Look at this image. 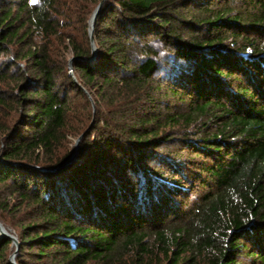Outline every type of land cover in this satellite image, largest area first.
I'll list each match as a JSON object with an SVG mask.
<instances>
[{"label": "trees", "instance_id": "obj_1", "mask_svg": "<svg viewBox=\"0 0 264 264\" xmlns=\"http://www.w3.org/2000/svg\"><path fill=\"white\" fill-rule=\"evenodd\" d=\"M101 1L0 0V221L16 263L264 264V0H107L89 62ZM149 37L175 53L151 58ZM86 91L91 124L75 120ZM85 132L73 163L40 170Z\"/></svg>", "mask_w": 264, "mask_h": 264}, {"label": "water", "instance_id": "obj_2", "mask_svg": "<svg viewBox=\"0 0 264 264\" xmlns=\"http://www.w3.org/2000/svg\"><path fill=\"white\" fill-rule=\"evenodd\" d=\"M106 1L107 0H102L96 6V8L94 9V11H93V13H92V15L90 17V20H89V38H90L91 45H92V57L90 59H86L89 62H92L95 59V57H96L97 49H96V46H95V43H94V37H93L94 25H95V22H96V18L99 15V13L101 12V10L103 8V5H104V3ZM72 61H73V58H71L69 60V63H68V70H69L70 73H72V71H73ZM86 132L83 133V134H81L79 137H77L75 139V141H74V151L71 154L69 160L63 166H61L59 168H55V169H44V168H42L40 170L41 171H44V172H54V171H57L58 169H60L62 167H65V166L73 163L77 159L78 152H79V147H80V143H81V140L83 139L84 135L86 134ZM2 238H8V239L12 240L13 246L16 247V251L14 252V254H12L10 256L9 261H10L11 264H17L16 263V257H17L18 249L20 247V243L18 242L17 238L14 235L10 234L5 229V227L3 226V224L0 222V239H2Z\"/></svg>", "mask_w": 264, "mask_h": 264}, {"label": "rangeland", "instance_id": "obj_3", "mask_svg": "<svg viewBox=\"0 0 264 264\" xmlns=\"http://www.w3.org/2000/svg\"><path fill=\"white\" fill-rule=\"evenodd\" d=\"M71 57L68 59L70 60ZM70 73V72H69ZM72 76H74V72L72 71V73H70ZM86 94V98L87 99H83V98H79L77 99L76 101V106L77 108H79L77 114L75 115V120L79 123H81L80 121L82 122H88L89 121V118H90V113L91 111L93 110V113L95 111V105H94V100L93 98L90 96V94L86 91L85 92ZM87 101V102H86ZM92 105V106H91ZM89 117V118H88ZM77 122H73L72 126H77ZM92 122V121H91ZM87 124H91L90 121L87 123ZM89 127V125L87 126ZM78 136H72L71 134L68 136V145H70L71 147L74 146V141L75 139L77 138ZM1 222V221H0ZM3 224V226L5 227V229L12 235H14L16 238V234L15 232L13 231V229H11L10 227H8L7 225H5L3 222H1ZM18 240V239H17ZM19 242V241H18ZM12 247H14V250L11 252L10 256L12 254H14V252L16 251V247L13 246L12 244ZM20 248V247H19ZM19 251V249H18ZM18 255V253H17ZM10 258V257H9ZM17 258V257H16Z\"/></svg>", "mask_w": 264, "mask_h": 264}, {"label": "clouds", "instance_id": "obj_4", "mask_svg": "<svg viewBox=\"0 0 264 264\" xmlns=\"http://www.w3.org/2000/svg\"><path fill=\"white\" fill-rule=\"evenodd\" d=\"M147 42L152 47L151 58L153 59H155V57L157 56H165L175 53V49L170 50L169 47L165 45L164 41L157 37H149ZM133 55L136 58V60L140 62H146L150 58L145 53H140V54L133 53ZM181 61H183V58H181Z\"/></svg>", "mask_w": 264, "mask_h": 264}, {"label": "snow or ice", "instance_id": "obj_5", "mask_svg": "<svg viewBox=\"0 0 264 264\" xmlns=\"http://www.w3.org/2000/svg\"><path fill=\"white\" fill-rule=\"evenodd\" d=\"M33 3H35V0H33Z\"/></svg>", "mask_w": 264, "mask_h": 264}]
</instances>
